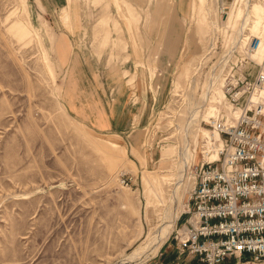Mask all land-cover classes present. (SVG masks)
I'll use <instances>...</instances> for the list:
<instances>
[{
  "label": "rangeland",
  "instance_id": "1",
  "mask_svg": "<svg viewBox=\"0 0 264 264\" xmlns=\"http://www.w3.org/2000/svg\"><path fill=\"white\" fill-rule=\"evenodd\" d=\"M53 2L0 0V264H150L213 120L264 114V0ZM131 69L159 97L149 124L96 131L77 75L103 90Z\"/></svg>",
  "mask_w": 264,
  "mask_h": 264
},
{
  "label": "built area",
  "instance_id": "2",
  "mask_svg": "<svg viewBox=\"0 0 264 264\" xmlns=\"http://www.w3.org/2000/svg\"><path fill=\"white\" fill-rule=\"evenodd\" d=\"M237 89L236 85L226 88L234 103L248 90ZM212 128L219 136L217 158L206 159L203 152L208 156L211 150L205 145L194 167L183 228L175 232L177 250L202 264L229 259L264 262L262 108L240 109L236 116L213 120Z\"/></svg>",
  "mask_w": 264,
  "mask_h": 264
},
{
  "label": "crops",
  "instance_id": "3",
  "mask_svg": "<svg viewBox=\"0 0 264 264\" xmlns=\"http://www.w3.org/2000/svg\"><path fill=\"white\" fill-rule=\"evenodd\" d=\"M53 1L52 9L44 5L47 12L55 13L64 7L58 0ZM79 74L77 80L79 85H82L77 91L82 99L79 101L77 98L73 105L80 111V117L93 129L103 133L125 135L149 124L159 97L157 98L153 90L150 77L143 70L131 69L132 82L129 83L130 78L122 75L119 81L103 84V90L85 86ZM184 220L185 217L177 220L176 231L183 228ZM174 236L173 234V237L161 245L150 264H202L197 257L180 254Z\"/></svg>",
  "mask_w": 264,
  "mask_h": 264
},
{
  "label": "bare ground",
  "instance_id": "4",
  "mask_svg": "<svg viewBox=\"0 0 264 264\" xmlns=\"http://www.w3.org/2000/svg\"><path fill=\"white\" fill-rule=\"evenodd\" d=\"M218 139H219V136L216 133V131H211L210 132V136L206 140V144H205V145H207L206 147H208V149L211 150L210 155L206 156L205 155V152H203L204 153V156L206 157V159L208 161H214L217 158V151H218L217 150V148H218L217 141H218ZM214 153H215V155H213Z\"/></svg>",
  "mask_w": 264,
  "mask_h": 264
}]
</instances>
